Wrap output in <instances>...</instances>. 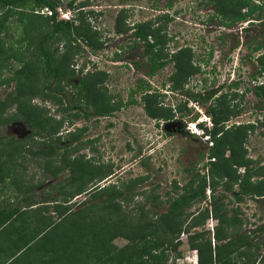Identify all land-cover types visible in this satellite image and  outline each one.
Segmentation results:
<instances>
[{
	"label": "rangeland",
	"instance_id": "rangeland-1",
	"mask_svg": "<svg viewBox=\"0 0 264 264\" xmlns=\"http://www.w3.org/2000/svg\"><path fill=\"white\" fill-rule=\"evenodd\" d=\"M69 1L58 0L56 6L70 11L75 24L94 32L95 42L101 43V48H92L86 43L88 39L83 41L76 35L79 40L73 43H77L78 48L72 43L73 49L66 54L65 60L76 76L72 84L59 90L54 89L55 79L45 75L37 50L40 35L49 28L45 6L37 5L34 0H27L21 6L0 3V16L8 13L0 24V47L3 51L0 53V79L3 81L0 98L15 86L11 77L18 69L25 66L34 70L35 79L30 92L25 95L26 102L38 106L40 116L46 121L45 126H53L57 131L46 138L37 136L30 139L19 153L3 158L6 174L0 178V209L20 204L26 206L28 202L22 198L27 189L33 187L34 201H44L45 195L52 197V204L47 205L51 226L45 232L46 240L36 241L29 249L37 251L44 244L51 250L48 264H118L115 257L121 254L125 257L133 251L128 246L129 240L122 236L108 238L107 233L100 232L101 229L87 232L71 222L73 217L81 220V216H73V212L82 208L81 201L88 197L86 194H69L75 190L74 185H68L72 168L80 162L86 167L96 165L101 171L112 166L114 173L97 183L104 189H124L131 179L142 177L135 186L141 195L131 194L132 201H117L123 205L125 213H131L127 219L139 220L137 209L144 201L146 214L156 219L166 211L170 197L181 193L191 181L196 187L199 175H206L210 160L207 154L212 141L208 130L214 124L208 109L214 105L216 109L221 106L217 127L244 126L240 130L244 134L245 144L242 146H246L245 163L257 173L252 171L247 178L241 176L243 166L236 173H240V180L244 178L257 183L261 179L259 171L264 168V71L257 78L250 74L259 67L258 51L252 53L251 47L256 44L258 30L262 29L264 36V24L260 25L255 20L246 24V19L224 25L230 19V13L226 10L223 15L218 11L217 0H74L72 5L68 4ZM163 12L167 13L166 16L161 15ZM247 18L256 17L251 15ZM138 21H145L156 29H165L168 53L188 46L192 60L200 70L175 88L171 81L174 69L171 62L150 75L144 72L145 67L137 68L134 61L138 59L144 66L145 56L141 47L132 49L131 44L136 40L128 27ZM68 44L60 36L48 42V47L56 57L64 59ZM204 62L207 64L202 66ZM96 71L107 73L102 75L98 87L105 99L115 105L105 116L83 108V102L80 103L82 109L70 102L75 92L73 86L79 77ZM232 77L236 84L229 86V82L234 81L230 80ZM257 89L261 95L256 93ZM146 91L153 95L149 106L160 108L156 110L158 116L155 118L144 109L142 94ZM208 93L211 97H206ZM217 97L222 99L221 104ZM16 105H10L1 113L2 116L12 115L17 110ZM66 105L68 109H65ZM77 109H80V115H75ZM165 109L171 112V118L160 117L167 114ZM82 126L85 129L80 132L79 142H71L69 132ZM30 131L23 120L15 119L0 125V133L13 134L18 138ZM56 138H60L56 154L43 156L35 153L40 147H47L44 141ZM94 171L96 174H91L94 177L86 187L94 184L101 174V171ZM261 176L264 178V171ZM216 179L218 181H214L213 186L209 184L210 178L206 179L203 200L194 199L185 207L182 232L189 233L188 239L181 237L176 249L165 251V264H190L185 260L186 256L193 254L190 235L198 233L219 244L227 239L218 240L215 233L225 238L231 231L234 233L233 251L220 249L212 264H264V190L242 193L241 182H234L231 189H225L224 180ZM60 189L64 193L58 194ZM154 194L159 196L153 203L150 198ZM104 196L100 195L97 200ZM211 196L220 197L228 219H238L234 221L240 224L237 240L238 235H234L238 230L227 226L226 222L221 223L213 211L200 224L192 225L205 207H211ZM153 204L156 205L154 208ZM55 205L63 207L65 212L59 215L53 208ZM100 215L103 216L104 212ZM261 225L263 227L259 229ZM72 227H75L73 231ZM98 227H102L101 223ZM30 235L27 231L22 233V241L27 242ZM237 242H241V246H237ZM120 262L126 264L123 258Z\"/></svg>",
	"mask_w": 264,
	"mask_h": 264
},
{
	"label": "trees",
	"instance_id": "trees-1",
	"mask_svg": "<svg viewBox=\"0 0 264 264\" xmlns=\"http://www.w3.org/2000/svg\"><path fill=\"white\" fill-rule=\"evenodd\" d=\"M26 1L27 0H0V3L7 6H21L25 4ZM34 1L37 5L47 6L53 11V14L45 17L49 28L40 35L37 50L42 58V67L44 68L45 75L55 79L56 85L54 86V89L59 90L64 88L65 85L70 84L76 76L72 67H69L65 62V60H67L66 54L73 49L72 43L78 40L76 35L81 36L83 41L88 39L86 43L92 48H101V43L95 42L94 32L90 29H84L81 25L75 24L73 20L68 21L57 19L55 7L58 0ZM73 1L74 0H70L68 4L72 5ZM217 4L218 11L223 15H225L226 10L230 13V19L224 22L225 24H231L236 20L246 18L256 11L259 15L263 14L264 16V0H262V4H253L250 0H217ZM242 7H247V11H241ZM7 16L8 13L0 16V24H3ZM134 30V35L138 37V39L144 41V49L151 53L149 62L151 73H153L164 64L162 61L163 54L161 53V49L165 36L160 35L159 29L151 27L150 24H147L145 21L135 25ZM148 35H151L154 38L151 43L148 41ZM60 36L69 43L67 45L68 49L65 52L64 59L63 57H56L48 47V42L57 39ZM74 45L75 48H78L77 43ZM2 52V48L0 47V53ZM164 56H166L167 59L168 53ZM168 59L173 61L174 70L171 74V81L175 88L183 85L186 79L199 69V67L193 65L192 52L188 47L177 50L172 53ZM260 62L261 69L264 71V60ZM102 75H107V73L105 71H96L82 74L79 77L78 83L73 86L75 92L73 93L74 96H72L73 98L70 99V102L78 107H80V103L83 102V108L89 110L91 113H96L99 116H105L108 112H111L115 105L111 104L110 100L105 99L101 89L98 87V83H100L103 78ZM11 79L15 81V86L0 98V125L18 119L23 120L31 131L22 138H18L13 134L6 135L0 133V178L4 177L6 174L5 161L3 158H11L19 153L30 139L37 136H39V138H46L57 132L54 130L53 126H45L46 121L40 116L38 106H33L30 105L28 101L26 102L25 95L30 92L32 82L35 79L34 70L23 66L15 72ZM3 80L7 83V79L3 78ZM2 83L3 81L0 79V84ZM261 87H263L262 84ZM261 87L259 85L258 88ZM259 90L257 89V94L261 95V91ZM43 95L49 96L48 94ZM217 98H219V104H221L222 99H220V97ZM142 99L144 101L143 106L146 113L154 118L157 117L156 110H160V108L149 106V103L151 105L153 102L152 93L144 94ZM12 104H17V110L12 113V115L6 114L5 116H2L1 113ZM68 108L69 106L66 105L65 109ZM80 108L82 109V107ZM216 108V106L212 105L208 109V112L212 115L214 124L208 130L209 137L211 135L212 141L207 154L210 160L206 166V175L203 174L201 176L196 173L200 176L199 184L194 187L191 181L188 183V186L184 187V190L181 193L176 194L174 197H170V199H168L169 205L166 211L157 215L156 219H154L153 216H148L146 214V211L144 210L146 201L138 206L139 220L137 221L127 219L126 217L130 216L131 213H125V211L122 210L123 205L119 203L121 200L132 201L133 196L131 194H142L141 191L135 189L137 181L142 180V177L131 179L124 189H118L115 187L104 189V186L100 187L97 183L114 173V171L111 170L112 166H109L105 171H101V168L96 165H88V167H86L82 166L80 162L77 163V167L72 168V172L69 174L68 185H74L75 187V190L69 194H72V196L86 194L88 197L81 201L82 208L73 212V216H78V218L81 216V220L79 221V219L73 217L71 222L81 226V229L87 232H91L93 229L97 232V230L100 231L99 229H101L100 232L104 234L107 233L108 238L122 236L129 240L128 246H131L133 251L125 257L122 254L115 257L116 262H119L118 264H122V262H120L122 258L123 262L126 264H165V251L176 249L180 244L179 234L182 232L184 225L185 218L183 219L182 215L184 214L185 207H188L189 202L192 200L197 199L201 201L205 197L207 186L206 179L210 178L211 182L209 181V184L212 186L214 181H218L216 179L217 177L221 182L224 180L223 185L225 186V189H231L232 183L234 182H241L242 193L262 192L264 190V180L258 181L257 183H250L248 179L244 180L243 178V180H240V173H236L237 169L244 165L246 166V170L241 176L247 178L252 171L257 173V170L247 167L248 165L245 163L244 148L242 146L244 134L243 131L240 130V128L244 126L240 124L233 128H225V126L217 127L218 120L220 119L219 110L221 106H219L218 109ZM165 110L167 111V114L160 115V117H163V119L171 118V112H168L167 109ZM75 115H80V109L75 111ZM84 129L85 126H82L81 128H76L74 131H70L68 135L71 142H79L81 137L80 132ZM59 142L60 138L50 139L49 142L44 141V144L47 143V147H40L35 153H40L43 156H52L58 152ZM94 169L98 172L101 171V174L97 177V180L93 182L94 184L86 187L87 182H92L91 180L94 176L91 174L95 173ZM64 187L65 186H62L61 188ZM62 190L63 189L58 190V194L64 193ZM26 192L27 193L23 196L22 200L30 204L34 201L32 194L33 187L27 189ZM103 194H105V196L102 199L97 200V198ZM158 196L159 195L154 194L150 200L154 203V200H156ZM211 197V207H205L204 211L200 213V218H195L192 225L200 224L204 218H206L207 214L213 211L221 223L226 222L227 226H232V229H237V232H239L240 224L234 223V221H238V219L236 217L228 219L226 217L227 213L224 203L219 199L220 197ZM236 197L240 198L238 195ZM51 200L52 197L45 195L44 201ZM155 206L156 205L153 204V208ZM54 207L59 215L65 212V209L63 207L60 208L59 205H55ZM100 211L101 213L104 212L103 216L100 215ZM85 217L88 219L84 220ZM99 217H101L102 220ZM105 218L108 221H106ZM1 220L2 219H0V223L2 222ZM100 223L102 225L101 228L98 227ZM73 229H75V227H72L71 230L73 231ZM232 232L233 231L229 232L225 238H221L215 233V237L218 240L227 239L219 244L212 243L210 238H203V235L199 236L198 233L190 235L189 241L191 248L196 249L198 252L197 264H212L214 260H216L220 249L230 250L231 253L233 251L232 247H235L232 242L234 234ZM239 236L240 235L236 236L235 240H237ZM241 244V242H237V246H241ZM113 258L114 257H111V259Z\"/></svg>",
	"mask_w": 264,
	"mask_h": 264
},
{
	"label": "crops",
	"instance_id": "crops-1",
	"mask_svg": "<svg viewBox=\"0 0 264 264\" xmlns=\"http://www.w3.org/2000/svg\"><path fill=\"white\" fill-rule=\"evenodd\" d=\"M50 204V201L36 200L26 206L20 204L0 209V264H48V253L51 250L44 244L37 251L29 249V246L32 247L36 241L46 240L45 232L51 226L47 206ZM25 231L32 234L27 242L22 241V233Z\"/></svg>",
	"mask_w": 264,
	"mask_h": 264
},
{
	"label": "flooded vegetation",
	"instance_id": "flooded-vegetation-1",
	"mask_svg": "<svg viewBox=\"0 0 264 264\" xmlns=\"http://www.w3.org/2000/svg\"><path fill=\"white\" fill-rule=\"evenodd\" d=\"M171 1V0H170ZM250 2L251 3H253V4H262V0H250ZM81 8H83V7H81ZM241 11H243V12H245V11H247V7H242L241 8ZM165 14H167L166 12H163L161 15L162 16H166ZM252 16H255L256 18L254 19H252V18H243V19H239V20H236V21H234V22H241L242 20H246L247 22H246V24H248V23H252V21L253 20H255V21H258V23L260 24V25H263L264 24V16H263V14H260L259 15V13L256 11V12H253L252 14H251ZM250 15V16H251ZM73 21H74V23H75V20L74 19H72ZM143 22V21H142ZM141 21H138V22H136V23H134L133 25H132V27H128V29H130V30H132L131 32H132V34H133V37L135 38V40L136 41H133V43L131 44V47H132V49L133 50H136L137 48H140L141 47V49H142V54L145 56V61H144V66H143V62H141V61H139L138 59H136L135 61H134V65L137 67V68H142V67H145V69H144V72H146L147 74H151V66H150V62H149V57H150V55H151V53L149 52V51H146L145 49H144V41L143 40H140V39H138V37H136L135 35H134V27H135V25H137L138 23H142ZM234 22H232L231 24H225V23H223L224 25H226V26H229V25H232ZM245 22V21H244ZM244 22H242V23H244ZM245 24V25H246ZM156 26H161V25H156ZM154 28H157V27H154ZM158 29H159V34L160 35H163V36H165V40H164V43H163V45H162V49H161V53L163 54V58H162V61L164 62V64L163 65H161L158 69H161V68H163V67H165L166 66V64L168 63V62H171L172 64H173V61L172 60H169L168 58L171 56V54L172 53H174V52H176L177 50H180L181 48H184L183 46L182 47H179L178 49H176V50H171L169 53L167 52V40H166V31H165V29H162V28H160V27H158ZM228 29H229V27H228ZM258 37H257V41H256V44L253 46V47H251V50H252V53L253 52H256V51H258L257 52V54H256V59H257V64L259 65V67L257 68V69H255V70H252L251 71V73L250 74H252V76H254L255 78H257V77H259V74H261L263 71H262V69H261V62L260 61H262V57H263V55H264V50H262V47H264V36H263V31H262V29H260V30H258ZM153 37L151 36V35H148V41H149V43H151L152 41H153ZM78 40H79V38H78ZM185 47H188V46H185ZM166 53H168V57H167V59H166V56H164ZM210 54V53H209ZM116 56H118L117 55V53H116ZM118 60H120V59H118ZM192 63H193V65H195V66H197V64H195L194 63V61L192 60ZM205 64H207V63H205L204 62V64L202 65V66H205ZM197 67H199V65L197 66ZM174 68V67H173ZM202 68V67H201ZM157 69V70H158ZM156 70V71H157ZM174 70V69H173ZM173 70L171 71V74H172V72H173ZM198 70H200V67H199V69ZM197 70V71H198ZM155 71V72H156ZM154 73V72H153ZM196 73V72H195ZM230 80H234V81H231V82H229V86L231 85V84H236L235 83V78L234 77H232V79H230ZM256 88H257V86H256ZM214 91V90H213ZM212 91V92H213ZM131 92H135V91H131ZM211 92V93H212ZM147 93V91L146 92H144L143 94H142V96L144 95V94H146ZM211 93H208L207 94V96L206 97H211ZM256 93H257V90H256ZM214 94V93H213ZM252 124V123H251ZM243 144H245V142H243ZM243 148H246V146L244 145V147ZM246 156V151H245V155H244V157ZM241 167V166H240ZM246 166L244 165L243 166V172H245V170H246V168H245ZM264 171V168H261L260 169V171H259V177L261 178V179H259V181H262V180H264V178H263V176H261V173ZM242 172V173H243ZM260 196H262V194H259ZM263 226L261 225L260 227H259V229H261ZM240 230V229H239ZM237 233H239V232H237ZM235 234V235H238V234Z\"/></svg>",
	"mask_w": 264,
	"mask_h": 264
},
{
	"label": "built area",
	"instance_id": "built-area-1",
	"mask_svg": "<svg viewBox=\"0 0 264 264\" xmlns=\"http://www.w3.org/2000/svg\"><path fill=\"white\" fill-rule=\"evenodd\" d=\"M55 11L57 12V19H69L70 18V11H63L62 8L60 6H56L55 7ZM44 12L47 15H51L53 14L52 9H50L49 7L45 6L44 7ZM192 125L194 126V123H192ZM181 237H185L186 239L188 238V233L186 232H181L179 235V239L181 240ZM193 254L190 256H186L185 260H187L188 262H190V264H197V251L196 249H192Z\"/></svg>",
	"mask_w": 264,
	"mask_h": 264
},
{
	"label": "clouds",
	"instance_id": "clouds-1",
	"mask_svg": "<svg viewBox=\"0 0 264 264\" xmlns=\"http://www.w3.org/2000/svg\"><path fill=\"white\" fill-rule=\"evenodd\" d=\"M56 16H57V12H56ZM56 18H57V17H56ZM62 20L72 21V19H71V13H70V18H69V19H62ZM197 262H198V258H197Z\"/></svg>",
	"mask_w": 264,
	"mask_h": 264
},
{
	"label": "bare ground",
	"instance_id": "bare-ground-1",
	"mask_svg": "<svg viewBox=\"0 0 264 264\" xmlns=\"http://www.w3.org/2000/svg\"><path fill=\"white\" fill-rule=\"evenodd\" d=\"M195 127H197V124H195Z\"/></svg>",
	"mask_w": 264,
	"mask_h": 264
}]
</instances>
